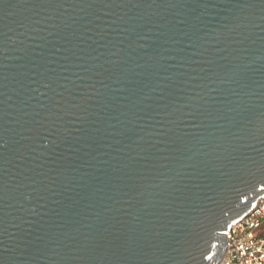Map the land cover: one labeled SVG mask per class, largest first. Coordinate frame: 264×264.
Masks as SVG:
<instances>
[{"label": "water", "instance_id": "1", "mask_svg": "<svg viewBox=\"0 0 264 264\" xmlns=\"http://www.w3.org/2000/svg\"><path fill=\"white\" fill-rule=\"evenodd\" d=\"M264 198V0H0V264H219Z\"/></svg>", "mask_w": 264, "mask_h": 264}, {"label": "built area", "instance_id": "2", "mask_svg": "<svg viewBox=\"0 0 264 264\" xmlns=\"http://www.w3.org/2000/svg\"><path fill=\"white\" fill-rule=\"evenodd\" d=\"M226 236L229 242L220 264H264V198Z\"/></svg>", "mask_w": 264, "mask_h": 264}, {"label": "bare ground", "instance_id": "3", "mask_svg": "<svg viewBox=\"0 0 264 264\" xmlns=\"http://www.w3.org/2000/svg\"><path fill=\"white\" fill-rule=\"evenodd\" d=\"M220 264V263H219Z\"/></svg>", "mask_w": 264, "mask_h": 264}]
</instances>
